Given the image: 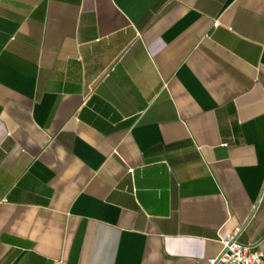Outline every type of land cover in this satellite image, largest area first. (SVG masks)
<instances>
[{"label":"crops","instance_id":"0c3cea01","mask_svg":"<svg viewBox=\"0 0 264 264\" xmlns=\"http://www.w3.org/2000/svg\"><path fill=\"white\" fill-rule=\"evenodd\" d=\"M263 88L264 0H0V264L264 253Z\"/></svg>","mask_w":264,"mask_h":264},{"label":"built area","instance_id":"2783aa9c","mask_svg":"<svg viewBox=\"0 0 264 264\" xmlns=\"http://www.w3.org/2000/svg\"><path fill=\"white\" fill-rule=\"evenodd\" d=\"M214 27L218 21L214 20ZM264 92V88H263ZM227 146V143L223 144ZM239 230L235 229L229 236L222 238L221 249L206 264H264V253L255 245L242 244L237 240Z\"/></svg>","mask_w":264,"mask_h":264}]
</instances>
